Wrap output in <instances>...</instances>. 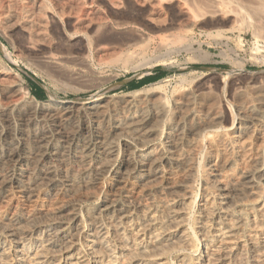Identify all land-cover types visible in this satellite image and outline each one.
Returning <instances> with one entry per match:
<instances>
[{"label":"bare ground","instance_id":"6f19581e","mask_svg":"<svg viewBox=\"0 0 264 264\" xmlns=\"http://www.w3.org/2000/svg\"><path fill=\"white\" fill-rule=\"evenodd\" d=\"M4 73L0 264H264L262 73L80 107Z\"/></svg>","mask_w":264,"mask_h":264},{"label":"rangeland","instance_id":"374dc122","mask_svg":"<svg viewBox=\"0 0 264 264\" xmlns=\"http://www.w3.org/2000/svg\"><path fill=\"white\" fill-rule=\"evenodd\" d=\"M161 3L155 14L139 0H0V72L38 102L75 107L150 86L212 88L242 69L264 77V0Z\"/></svg>","mask_w":264,"mask_h":264}]
</instances>
